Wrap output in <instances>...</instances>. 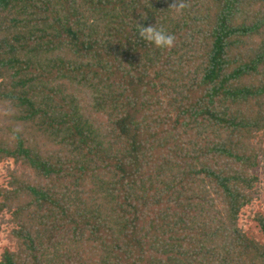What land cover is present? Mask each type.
I'll use <instances>...</instances> for the list:
<instances>
[{
  "label": "trees",
  "instance_id": "16d2710c",
  "mask_svg": "<svg viewBox=\"0 0 264 264\" xmlns=\"http://www.w3.org/2000/svg\"><path fill=\"white\" fill-rule=\"evenodd\" d=\"M176 2L0 0V264H264V0Z\"/></svg>",
  "mask_w": 264,
  "mask_h": 264
},
{
  "label": "clouds",
  "instance_id": "9594fccd",
  "mask_svg": "<svg viewBox=\"0 0 264 264\" xmlns=\"http://www.w3.org/2000/svg\"><path fill=\"white\" fill-rule=\"evenodd\" d=\"M184 7V0H177L170 9H175L178 13ZM139 29V36L148 44L153 45L157 49H169L173 47L175 37L174 35L166 32L161 28L154 26H140L137 25Z\"/></svg>",
  "mask_w": 264,
  "mask_h": 264
},
{
  "label": "rangeland",
  "instance_id": "374dc122",
  "mask_svg": "<svg viewBox=\"0 0 264 264\" xmlns=\"http://www.w3.org/2000/svg\"><path fill=\"white\" fill-rule=\"evenodd\" d=\"M6 165L7 164L0 165V184L3 183L4 177L6 176ZM255 208L258 210L261 209L262 211H264V189L262 192L261 201L257 202V205ZM241 225L245 228L248 227L249 230H251L253 233L257 235V230L255 228V225L254 223H252V220L248 218L247 214H244V216L242 217ZM10 245L11 244L9 243L7 232L1 231L0 232V253L2 252L4 247L10 246Z\"/></svg>",
  "mask_w": 264,
  "mask_h": 264
}]
</instances>
